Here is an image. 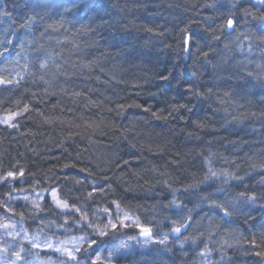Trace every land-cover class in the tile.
<instances>
[{
	"label": "clouds",
	"instance_id": "9594fccd",
	"mask_svg": "<svg viewBox=\"0 0 264 264\" xmlns=\"http://www.w3.org/2000/svg\"><path fill=\"white\" fill-rule=\"evenodd\" d=\"M0 77V264H264V0H0Z\"/></svg>",
	"mask_w": 264,
	"mask_h": 264
},
{
	"label": "trees",
	"instance_id": "16d2710c",
	"mask_svg": "<svg viewBox=\"0 0 264 264\" xmlns=\"http://www.w3.org/2000/svg\"><path fill=\"white\" fill-rule=\"evenodd\" d=\"M8 2L10 7L15 4H18V0H8ZM3 95L4 93H0V99L3 98ZM5 107H8V105L5 104ZM12 112H17V111H12ZM5 114L7 115V113L5 112H0V116L2 117H5L4 116ZM25 115H27V113H25ZM19 121H20V117L18 116L12 122H15L19 125V131L23 133V136H18L16 134V129H12V127H10L9 125L8 126H4V124L0 125V152H4L9 157H11L14 154H17L18 152L24 151L22 141L25 137L31 139V136L29 135L30 131L33 133L44 132L45 134H47L48 126L41 127L32 120H24L23 123H19ZM39 138L40 137L37 136V139ZM32 146H33L32 144L29 145V147ZM14 183L17 188L20 187L19 181H15ZM0 186L4 189L3 185Z\"/></svg>",
	"mask_w": 264,
	"mask_h": 264
},
{
	"label": "snow or ice",
	"instance_id": "6c2138e0",
	"mask_svg": "<svg viewBox=\"0 0 264 264\" xmlns=\"http://www.w3.org/2000/svg\"><path fill=\"white\" fill-rule=\"evenodd\" d=\"M12 83H13V81H11V80L5 81L3 77H0V86H3L4 84H7V85L10 86ZM18 116H20V113H19V112H8L7 115H6V118H0V119H2V122H3V123L9 125L10 127L15 128V127H17L18 125L13 124L12 121H13L14 119H16ZM15 175H16V173H14V172H9V173H8V176H9V177H14ZM21 175H23L22 172H21ZM51 195H52L53 197H56V196H57L56 191L54 190V191L51 193ZM57 204H58L59 206H61V207H66V205L64 204V202H63L62 200H60V199H57ZM144 231L147 232V231H149V229L145 228Z\"/></svg>",
	"mask_w": 264,
	"mask_h": 264
},
{
	"label": "bare ground",
	"instance_id": "6f19581e",
	"mask_svg": "<svg viewBox=\"0 0 264 264\" xmlns=\"http://www.w3.org/2000/svg\"><path fill=\"white\" fill-rule=\"evenodd\" d=\"M4 116H6V114L4 115ZM13 124H17V123H15V122H12ZM0 125H2V124H0ZM4 126H8L7 124H4ZM18 127H19V125H18ZM12 129H15V128H12ZM4 189L0 186V191H3Z\"/></svg>",
	"mask_w": 264,
	"mask_h": 264
},
{
	"label": "rangeland",
	"instance_id": "374dc122",
	"mask_svg": "<svg viewBox=\"0 0 264 264\" xmlns=\"http://www.w3.org/2000/svg\"><path fill=\"white\" fill-rule=\"evenodd\" d=\"M0 117H2V116H0ZM3 118H6V116L5 117H3ZM16 195H19V193H15Z\"/></svg>",
	"mask_w": 264,
	"mask_h": 264
}]
</instances>
